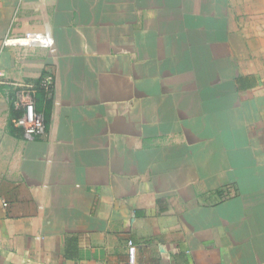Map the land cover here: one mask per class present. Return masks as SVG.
Returning a JSON list of instances; mask_svg holds the SVG:
<instances>
[{"label":"crops","instance_id":"0c3cea01","mask_svg":"<svg viewBox=\"0 0 264 264\" xmlns=\"http://www.w3.org/2000/svg\"><path fill=\"white\" fill-rule=\"evenodd\" d=\"M0 69V264H264V0H0Z\"/></svg>","mask_w":264,"mask_h":264},{"label":"built area","instance_id":"2783aa9c","mask_svg":"<svg viewBox=\"0 0 264 264\" xmlns=\"http://www.w3.org/2000/svg\"><path fill=\"white\" fill-rule=\"evenodd\" d=\"M48 37L42 31H26L21 35H8L2 40L3 47H47ZM53 51V49H51ZM5 73L0 69V83L4 80ZM20 90L17 92V106L20 110L15 119L26 139L43 138L48 133V123L43 111H39L36 106L35 95L37 92H44L48 96H53L55 91V78L52 72H47L40 78V82L35 84H18ZM7 205L8 203H4ZM129 263L136 264V246L129 241Z\"/></svg>","mask_w":264,"mask_h":264},{"label":"trees","instance_id":"16d2710c","mask_svg":"<svg viewBox=\"0 0 264 264\" xmlns=\"http://www.w3.org/2000/svg\"><path fill=\"white\" fill-rule=\"evenodd\" d=\"M45 74H47V72H45L43 75H45ZM38 82H40V80H39ZM45 117H46V116H45ZM46 121H47V118H46Z\"/></svg>","mask_w":264,"mask_h":264}]
</instances>
